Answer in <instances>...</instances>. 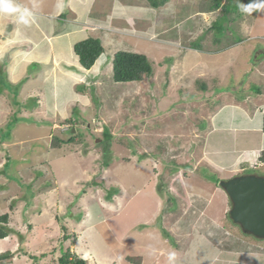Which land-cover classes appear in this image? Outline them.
Returning <instances> with one entry per match:
<instances>
[{
	"label": "rangeland",
	"instance_id": "1",
	"mask_svg": "<svg viewBox=\"0 0 264 264\" xmlns=\"http://www.w3.org/2000/svg\"><path fill=\"white\" fill-rule=\"evenodd\" d=\"M52 1L11 0L34 18L23 24L12 15L3 38L12 33L13 43L25 46L29 37L36 46L27 53L0 44V214H8L6 244L14 251L0 263L14 254V263L61 264L68 249L86 264H143V258L168 264L163 250L184 248L194 232L216 243L223 236L218 240L231 247L239 233L228 214L229 197L214 180L243 171H233L242 147L225 139L241 113L228 117L230 103L254 110L244 102L246 78L240 71L228 74L217 83L228 90L197 97L200 84L192 82L198 71L184 76L181 69L198 62L200 53L188 50L190 44L203 48L204 61L222 65L216 49L239 40L261 44L264 12H241L239 5L248 4L243 0H232L237 5L230 10L222 0L213 11L212 0H169L159 8L148 0H88L97 5L94 24L79 25L74 39L99 38L103 53L86 69L74 51L66 57L68 45L59 42L67 64L54 60L49 75L40 63L52 52L39 22L41 7L52 8ZM84 1L74 6L81 10ZM119 50L147 55L154 75L115 82L112 60ZM180 59L185 63L173 78L166 64L175 67ZM217 160L228 168H215ZM176 257L173 264H186Z\"/></svg>",
	"mask_w": 264,
	"mask_h": 264
},
{
	"label": "crops",
	"instance_id": "2",
	"mask_svg": "<svg viewBox=\"0 0 264 264\" xmlns=\"http://www.w3.org/2000/svg\"><path fill=\"white\" fill-rule=\"evenodd\" d=\"M76 1L78 2V0H53L52 2L55 3V5L52 8L41 7L42 11L44 12V20L39 22V25L42 29V32H44L42 37L44 41L43 44H45L46 48L51 50L52 52L51 56L49 55L48 58L45 59V61H41L40 63L44 69L45 74H49L46 70V67L47 65H50L51 67V64L54 60H57L59 63L61 61H64L61 58V55L58 54L56 45L59 44V42L61 44L64 42V45H68V52H66V57L69 56L70 50L71 52L73 51V44L77 41L74 39V36L78 35L76 33H78L77 31H79V25H90L91 23L94 24V20H92V12H94V8H96L95 6L97 5L91 4L88 0H85L84 4H82L83 7L80 10L79 7L76 8L74 6ZM63 7H65V9ZM78 11H80V13ZM109 11L110 9L108 10V13ZM78 16H81V18L78 19ZM12 22V15L0 12V35L2 38L5 35L3 33L8 30L6 24H12ZM12 35L13 34L10 33L3 39L0 37V42H4L0 44H6L7 47L13 45L14 50L16 48L18 50L25 48L27 50V53H29L36 46L35 40H32L29 37L25 38L27 41L24 44L25 46H22L23 43L17 46V43H13V40L11 38ZM52 38L58 40L55 41V43H52ZM256 39L260 38L256 37L255 40ZM253 40L254 39L249 40V42L242 41V44H240L241 40H239L238 42H235L230 46L215 50V52L219 54H217L218 56H224L225 65L218 63V60H213V62L211 63L204 61L206 52H204V50H197L199 51L200 55L198 62L196 61L197 63H195V66L185 64L181 69L184 72V76L188 73L187 70H189V73L198 71L197 77L192 83H197L199 81L205 82L204 80H209V82L212 81L210 82L211 84L213 83L212 85L206 82L208 85V89L205 90L198 87V89L194 91L196 92L197 97H199L200 95H202L203 97H208L212 95V92L213 95H215L216 92H223L225 90H228H223L217 84L218 81L224 79V77H226L228 74L229 76H231V74L235 76L237 73H243V75L245 76V88H247L248 93L246 94L244 102L248 103L251 107L254 108V110L248 111L250 110L249 107H246L247 109L237 108L235 106H237L239 103L231 102L229 107L230 112L226 113L228 117H232L234 115V110H240L241 112L235 119V127L233 131L228 134L227 139H225L227 145L229 146L242 147L241 150L234 153V155H236L235 157L239 158V160L234 162V165L237 164L239 165V167L237 169H234L233 171H236L240 168H243V171L248 169L250 167L249 161L252 162L254 160L257 151L264 150V39L258 40V42H261V44H257V40ZM7 49L8 48H6V50ZM187 49L196 50L192 48ZM10 61L11 65H15L13 59H11ZM64 62H66L67 64V61ZM179 62L181 65L179 64ZM184 63V60L181 62V59L179 61H175L176 68L174 66H171V64H166V66H168L166 72L174 78L178 74V65L180 67ZM202 73H204L205 76L202 75ZM216 73L220 74V76H215ZM189 80L191 79H188V81ZM234 81V84L237 86L239 81L237 79H235ZM174 85L176 86V84ZM182 86L185 85L183 84ZM233 88L236 89L235 87ZM238 89L240 88L237 87V90ZM169 96L173 97L175 96V94H171ZM175 97L178 96L176 95ZM221 120H223V118ZM221 132L223 131L221 130ZM262 155L264 157V153ZM231 163L232 162H230V164ZM218 167H225V169L228 168L227 165L221 166L217 160V165H215V168ZM256 168V170L264 169V165L257 166ZM239 173L243 172L237 171L234 175H237ZM261 173L264 174V171H262ZM218 192L220 191L218 190ZM232 228L236 229L239 235H233L234 239H232L231 247H227L223 244L224 239L218 240V238L223 236H219L217 238L218 243H216V240H213L212 242L208 238H203L200 233L194 232L193 235H190L189 244L187 243L184 248L183 246H180L181 244L176 247L170 246L167 247V249L165 248L166 250H163V254L183 250V252L176 258L177 260H184L183 262H185L186 264H264V238H257L252 235H248L241 229L238 224H236V226H233ZM8 237L9 236L0 238V252L6 249L11 251L13 250L12 244L10 246L6 244L8 242ZM191 240L193 241L190 243ZM240 242H242V244ZM157 256H159V253L157 255L155 254V257ZM16 258L17 255L13 254L10 260H6V262L0 264H19L14 263L15 261L19 260ZM142 263L146 264L144 258L142 259Z\"/></svg>",
	"mask_w": 264,
	"mask_h": 264
},
{
	"label": "trees",
	"instance_id": "3",
	"mask_svg": "<svg viewBox=\"0 0 264 264\" xmlns=\"http://www.w3.org/2000/svg\"><path fill=\"white\" fill-rule=\"evenodd\" d=\"M169 0H148L149 5L153 8H159L163 6ZM222 0H212V5L209 11H213L219 8ZM242 1V0H239ZM247 3L250 0H243ZM237 3H234L232 0H229L228 3L224 4V9L234 8ZM189 48L196 50H203V48L197 43L190 44ZM223 48V47H221ZM220 48L216 49L219 50ZM73 51L79 58V63L86 69H89L93 64L97 61L98 57L103 53L104 48L101 44L99 38L96 37H87L73 45ZM112 78L115 82H132V81H142L145 79H150L154 75V63L151 59L147 57V55L139 52H132L127 50H119L114 54L112 60ZM3 72L0 71V81H3ZM5 81V79H4ZM1 84V82H0ZM200 88L208 89V85L206 82L199 81ZM0 93H2V87L0 86ZM17 96V93H15ZM17 101V100H16ZM15 118V114L14 117ZM16 119V118H15ZM17 120V119H16ZM16 120L10 122L13 124ZM263 130H264V116H263ZM68 142L72 141V137L66 139ZM62 141V142H67ZM264 160V157H262ZM250 170H246L245 172H249ZM219 179H215L214 182L219 184ZM8 214L4 213L0 215V238H4L8 235L5 230V224L7 223ZM236 226V224H234ZM249 235V234H248ZM251 235V234H250ZM166 237L170 238V236L166 235ZM70 250L66 249L63 253V256L60 258L61 264H86L85 261L76 256L71 255ZM9 255L7 256V252L0 253V261L3 259H8L12 251H8ZM11 255L10 258H12ZM9 258V259H10ZM127 260H132L129 256H127ZM139 264V263H138Z\"/></svg>",
	"mask_w": 264,
	"mask_h": 264
},
{
	"label": "water",
	"instance_id": "4",
	"mask_svg": "<svg viewBox=\"0 0 264 264\" xmlns=\"http://www.w3.org/2000/svg\"><path fill=\"white\" fill-rule=\"evenodd\" d=\"M219 183L231 202V220L245 233L264 238V175L243 174Z\"/></svg>",
	"mask_w": 264,
	"mask_h": 264
},
{
	"label": "clouds",
	"instance_id": "5",
	"mask_svg": "<svg viewBox=\"0 0 264 264\" xmlns=\"http://www.w3.org/2000/svg\"><path fill=\"white\" fill-rule=\"evenodd\" d=\"M239 8L241 12L247 13L249 15H251L253 12H264V0H250V2L246 5L241 3L239 5ZM0 12L15 16L17 20L23 24L30 23V21L34 18V13L31 10H29L28 8L21 7L19 5H15L11 2V0H0ZM263 153H264V150L257 151V153L255 154L254 160L252 162H249L250 167L248 169H251L250 171L256 170L257 166L264 165V160L262 159ZM246 170L242 171L243 173H239L232 177L243 175V174L264 175L263 173L259 174V173L245 172ZM226 179H222V180H226ZM219 186L220 188H222L220 183H219ZM175 257H176V253L174 251L170 252L167 257L168 264H173Z\"/></svg>",
	"mask_w": 264,
	"mask_h": 264
}]
</instances>
